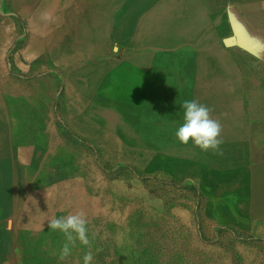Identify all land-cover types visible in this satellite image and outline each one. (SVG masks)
I'll return each instance as SVG.
<instances>
[{
  "label": "rangeland",
  "instance_id": "rangeland-1",
  "mask_svg": "<svg viewBox=\"0 0 264 264\" xmlns=\"http://www.w3.org/2000/svg\"><path fill=\"white\" fill-rule=\"evenodd\" d=\"M56 13L58 28L69 26L70 36L79 30L87 34L98 52L51 73L39 58L29 62L23 57L17 68L25 80H34V67L45 66L44 77L55 82L52 125L82 153L88 167L82 174L69 173L72 181L68 174L70 181L51 180L44 188L37 250L7 239L19 225L13 213L0 219V264H83L88 251L91 264H264V219L242 210L247 207L243 195L228 184L234 173L226 166L225 149L220 148L219 159L218 152L181 144L175 135L178 115L137 114L129 84L130 0H59ZM27 16L11 0H0V24L10 29L3 45L10 71L15 70L12 56L28 48L25 36H32ZM223 44L237 47L240 42L231 34ZM107 47L105 57H93ZM111 59L115 65H95ZM98 68L103 76L98 77ZM77 70L91 81L77 78ZM74 80L86 85L79 89ZM105 81L111 84L102 94L99 83ZM69 105L77 109L72 115ZM76 212L85 214L90 246L77 241L71 255L60 261L65 237L49 229L48 221Z\"/></svg>",
  "mask_w": 264,
  "mask_h": 264
},
{
  "label": "crops",
  "instance_id": "crops-1",
  "mask_svg": "<svg viewBox=\"0 0 264 264\" xmlns=\"http://www.w3.org/2000/svg\"><path fill=\"white\" fill-rule=\"evenodd\" d=\"M130 17L129 84L137 114L178 115L181 125L185 100L210 107L234 173L228 184L243 195L242 210L264 219V0H130ZM231 34L239 46H224ZM110 84L99 83L102 94Z\"/></svg>",
  "mask_w": 264,
  "mask_h": 264
},
{
  "label": "bare ground",
  "instance_id": "bare-ground-1",
  "mask_svg": "<svg viewBox=\"0 0 264 264\" xmlns=\"http://www.w3.org/2000/svg\"><path fill=\"white\" fill-rule=\"evenodd\" d=\"M11 1L19 13L28 14L25 20L32 36H25L28 48L12 56L15 70L10 71L3 47L10 29L0 24V219L13 213L19 223L17 233H7L6 237L25 241L32 251L36 249L37 226L43 220L40 202L44 188L51 180L68 181L72 177L69 173H85L88 166L81 160L82 153L68 145L52 125L55 82L52 77H44L45 66L34 67L32 73L37 75L34 80H25L18 68L23 57L29 62L39 58L40 63H48L47 71L51 73L60 67L67 69L72 61L98 51L86 38L87 34L79 30L70 36L69 26L57 27L59 0H23V7L19 0ZM42 15L47 17L42 20ZM73 49L86 54L72 56L69 52ZM97 71L98 77L104 75L101 69ZM67 79V84H71V79ZM85 85L83 81L78 88ZM68 108L70 115L77 110L72 105Z\"/></svg>",
  "mask_w": 264,
  "mask_h": 264
},
{
  "label": "clouds",
  "instance_id": "clouds-1",
  "mask_svg": "<svg viewBox=\"0 0 264 264\" xmlns=\"http://www.w3.org/2000/svg\"><path fill=\"white\" fill-rule=\"evenodd\" d=\"M183 108V123L178 127L175 135L181 144L188 145L190 142L201 151H215L222 155L220 145L222 125L219 120L211 117L212 109L196 99L185 100ZM48 228L59 231L65 237L58 259L66 260L71 255L72 248L77 241L84 246H90L88 237L87 219L83 212H76L48 221ZM93 254L86 252L83 264H91Z\"/></svg>",
  "mask_w": 264,
  "mask_h": 264
},
{
  "label": "water",
  "instance_id": "water-1",
  "mask_svg": "<svg viewBox=\"0 0 264 264\" xmlns=\"http://www.w3.org/2000/svg\"><path fill=\"white\" fill-rule=\"evenodd\" d=\"M233 43V41L231 40V39H229V40H227V44H232Z\"/></svg>",
  "mask_w": 264,
  "mask_h": 264
}]
</instances>
